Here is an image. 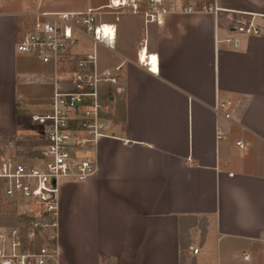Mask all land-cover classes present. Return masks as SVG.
I'll return each mask as SVG.
<instances>
[{"label":"crops","instance_id":"crops-1","mask_svg":"<svg viewBox=\"0 0 264 264\" xmlns=\"http://www.w3.org/2000/svg\"><path fill=\"white\" fill-rule=\"evenodd\" d=\"M86 7L0 0V137L14 135L30 102L16 93L36 71L15 51L23 25ZM218 9L115 24L124 106L91 149L94 174L60 187L56 264H264V0ZM233 20L260 35L233 34ZM142 48L156 70L138 64Z\"/></svg>","mask_w":264,"mask_h":264},{"label":"built area","instance_id":"built-area-1","mask_svg":"<svg viewBox=\"0 0 264 264\" xmlns=\"http://www.w3.org/2000/svg\"><path fill=\"white\" fill-rule=\"evenodd\" d=\"M218 10V0H106L81 11L30 15L15 51L41 69L20 79L27 86H48L50 96L39 111L19 115L22 124H17L13 141L1 148L3 199L27 210L31 225L44 231L48 221L55 227L62 183H82L94 174V160L84 150L95 147L112 121L115 101L108 94L124 98L125 93L123 63L108 68L100 66L98 59L99 48L113 52L116 44V25L107 17L115 16L117 21L121 14L141 16L144 23L159 25L164 15H215ZM229 27L233 34L260 35L252 21L233 20ZM232 43L237 46L239 39ZM137 62L150 71L157 69L156 56L148 54L146 48L137 53ZM236 145L242 150L246 147L240 141ZM15 233L13 230L14 238ZM4 239L0 228V264H13L17 246L15 242L7 246L9 253L5 255ZM187 250L193 256L200 252L193 245ZM22 257L20 264L27 258L35 264H56L57 254L55 249L43 247Z\"/></svg>","mask_w":264,"mask_h":264},{"label":"rangeland","instance_id":"rangeland-1","mask_svg":"<svg viewBox=\"0 0 264 264\" xmlns=\"http://www.w3.org/2000/svg\"><path fill=\"white\" fill-rule=\"evenodd\" d=\"M51 3L54 4L55 8H65V9H83L86 7L87 1L92 5L91 7H96L102 5L106 2V0H49ZM115 16L107 17L106 19L114 22L117 26H122L124 22L129 18L127 14H121L117 16V21H114ZM98 59L102 66L112 68L114 64L117 62V58L113 52L107 51L103 48L98 49ZM28 60V59H27ZM28 62L34 65L36 71L40 70L41 67H38L36 63L33 61ZM24 64L19 63V68H22ZM36 65V66H35ZM35 71V72H36ZM32 72V71H30ZM16 93L22 95L24 97V101H26L27 113L30 111H39L43 108V105L48 103L49 96H50V89L48 86H27L25 84H19L18 88L16 89ZM120 101L123 102V98H120ZM122 107V104L119 105ZM20 108V107H19ZM23 110H20L21 114ZM25 114V113H23ZM24 116V115H23ZM116 115L112 117V124L115 123ZM19 119L16 124H19ZM22 124V123H20ZM19 127V125H18ZM17 129V125L15 127ZM21 128V127H20ZM13 137H0V154L1 148L8 146V142H12ZM27 145V144H26ZM86 155L90 156L92 154L91 149L84 150ZM25 210L23 207L18 206L12 202H8L0 194V228L4 233V240L3 243L4 247V254H8V247L13 246L12 243L15 242V255L16 258L13 261V264H20L23 261V257L25 255H32L35 254L39 249L51 248L52 247V240H53V229L42 230L41 228H34L31 225V221L26 217ZM15 230L16 237L12 235V231ZM35 249V253H32L31 250ZM25 264H35L33 259L27 258L25 259Z\"/></svg>","mask_w":264,"mask_h":264},{"label":"trees","instance_id":"trees-1","mask_svg":"<svg viewBox=\"0 0 264 264\" xmlns=\"http://www.w3.org/2000/svg\"><path fill=\"white\" fill-rule=\"evenodd\" d=\"M108 98H111V99H113L115 102H114V106H113V108H114V112H113V116L112 117H114L115 115H116V120H118L119 119V117H120V115H121V111L123 110V106H124V104H123V102H121L120 101V98L119 97H114V98H112L113 97V95L112 94H108V96H107ZM120 104H122V107H119V105ZM22 113H27V112H22ZM18 115H20V113L18 114ZM54 222L52 221H48V228H47V230L48 229H53V234H54V236H53V240H52V247L51 248H53V249H55V227H53V226H51L52 224H53ZM51 229V230H52ZM40 250V249H39ZM38 250V251H39ZM35 249H32L31 250V252L32 253H35ZM37 251V252H38ZM36 252V253H37Z\"/></svg>","mask_w":264,"mask_h":264},{"label":"bare ground","instance_id":"bare-ground-1","mask_svg":"<svg viewBox=\"0 0 264 264\" xmlns=\"http://www.w3.org/2000/svg\"><path fill=\"white\" fill-rule=\"evenodd\" d=\"M155 69V68H154Z\"/></svg>","mask_w":264,"mask_h":264}]
</instances>
